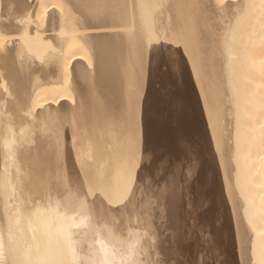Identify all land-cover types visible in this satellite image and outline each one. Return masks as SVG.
<instances>
[{"label": "bare ground", "instance_id": "bare-ground-1", "mask_svg": "<svg viewBox=\"0 0 264 264\" xmlns=\"http://www.w3.org/2000/svg\"><path fill=\"white\" fill-rule=\"evenodd\" d=\"M58 1L0 0V264H264V0Z\"/></svg>", "mask_w": 264, "mask_h": 264}, {"label": "rangeland", "instance_id": "rangeland-1", "mask_svg": "<svg viewBox=\"0 0 264 264\" xmlns=\"http://www.w3.org/2000/svg\"><path fill=\"white\" fill-rule=\"evenodd\" d=\"M57 1V0H56ZM60 1V0H59ZM58 1V2H59ZM58 2H56V3H58ZM61 2H62V0H61ZM56 3H54L55 5H56ZM60 3V2H59ZM63 4V3H62ZM57 7V6H56ZM58 7H60V6H58ZM57 7V8H58ZM62 8H63V6H62ZM60 9V8H59ZM89 57H90V55H89ZM88 58V57H87ZM162 104V103H161ZM163 106H164V104H163ZM159 107H162V105H159ZM159 107L157 106V109H159ZM158 158L160 159V161L158 160ZM157 159H155V161H154V164H155V162H157V161H159L158 163H156V166H157V168H158V170H157V168L156 167H154V170H153V168H151L150 167V173H151V175H152V173L154 172V177L157 179V182H159L158 181V179L159 178H161L162 177V175H161V173L163 172V171H161L162 169H164V167H163V159H161L162 157H158ZM165 160V159H164ZM143 164V166H144V161L142 162ZM145 166H147L148 167V164H145ZM152 166V165H151ZM165 166V165H164ZM153 167V166H152ZM162 168V169H161ZM158 171H156V170ZM161 169V170H160ZM161 172V173H160ZM150 173H149V175H150ZM156 173H158V174H156ZM156 175V176H155ZM159 175L161 176V177H159ZM158 177V178H157ZM160 180V179H159ZM123 193V192H122ZM127 236L130 238V239H134V238H136V240L138 241V242H141L144 238H145V232H144V230H143V228H142V225L139 223V224H135V225H131V224H129L128 225V227H127Z\"/></svg>", "mask_w": 264, "mask_h": 264}]
</instances>
